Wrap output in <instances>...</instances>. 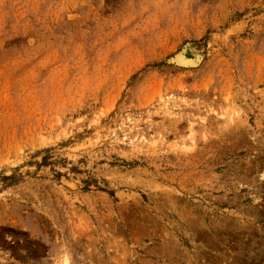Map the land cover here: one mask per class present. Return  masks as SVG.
<instances>
[{
  "label": "rangeland",
  "instance_id": "obj_1",
  "mask_svg": "<svg viewBox=\"0 0 264 264\" xmlns=\"http://www.w3.org/2000/svg\"><path fill=\"white\" fill-rule=\"evenodd\" d=\"M0 264H264V0H0Z\"/></svg>",
  "mask_w": 264,
  "mask_h": 264
},
{
  "label": "bare ground",
  "instance_id": "obj_2",
  "mask_svg": "<svg viewBox=\"0 0 264 264\" xmlns=\"http://www.w3.org/2000/svg\"><path fill=\"white\" fill-rule=\"evenodd\" d=\"M183 57V56H182Z\"/></svg>",
  "mask_w": 264,
  "mask_h": 264
}]
</instances>
